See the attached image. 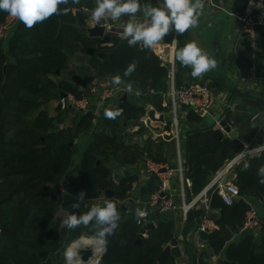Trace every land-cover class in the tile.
Returning <instances> with one entry per match:
<instances>
[{"label":"trees","instance_id":"16d2710c","mask_svg":"<svg viewBox=\"0 0 264 264\" xmlns=\"http://www.w3.org/2000/svg\"><path fill=\"white\" fill-rule=\"evenodd\" d=\"M94 6V0L61 5L71 8L68 15H54L31 29L0 11V264H65L63 253L70 244L81 237L93 238L91 225L69 230L62 222L69 214L79 215L97 205L94 200L112 188L111 168L106 162L122 147L123 165L134 163L144 149L156 162L168 160L164 141L147 144L143 149L132 143L131 138L122 136L128 135L126 128L147 113L148 105L168 113L169 67L155 51L139 45L129 47L126 40L117 36H91L84 31L86 10ZM17 20L15 31L8 36V27ZM181 45L178 40V48ZM75 53L88 56L87 64L79 70L96 79H111L116 74L123 77L128 63L137 60L135 73L123 77L124 83L131 84L134 91L121 103L102 108L98 114L93 107L80 109L72 125L60 127L41 105L44 98L48 101L56 94L54 89L60 97L63 93L78 99L86 96L85 89L68 77ZM53 76L62 78L56 81ZM175 84L185 85L177 70ZM165 102L168 104L164 105ZM61 108L60 104L58 109ZM117 108L123 109V114L115 120L104 116L105 109ZM73 109L69 105L65 107L66 111ZM182 110L185 112L180 119L182 148L187 175L193 181L188 191L191 198L243 149V142L215 128L208 117L186 106ZM227 118L231 120L228 115ZM167 127L170 128L169 123ZM84 133L91 138L75 165V139ZM131 148L134 150L129 154ZM243 162L235 166L241 197L227 204L219 195L213 196L211 204L217 212L212 217L217 228L203 234L208 246L201 254V264H212L213 255H221L222 264H264L263 218H259V226L253 231L234 239L252 208L249 199H264V184L259 183L256 175L258 166L264 164V152L249 158L248 171H241ZM78 175H81L79 180ZM134 180L133 175L123 177L114 188L115 196L108 198L117 204L121 219L114 234L108 237L107 250L101 258L105 264H174V255L159 259L169 242L178 243L173 220L166 214L150 229L149 237L139 241L140 227L135 212L128 214L124 207ZM158 182L156 176L152 177L145 184L143 194L157 190ZM81 190L87 193L85 201L80 209H73L75 195ZM202 214V208L192 210L188 224L196 225ZM192 250V264H195L194 246Z\"/></svg>","mask_w":264,"mask_h":264},{"label":"built area","instance_id":"2783aa9c","mask_svg":"<svg viewBox=\"0 0 264 264\" xmlns=\"http://www.w3.org/2000/svg\"><path fill=\"white\" fill-rule=\"evenodd\" d=\"M205 6L208 4L213 5V0H204ZM238 19L241 22V30L249 34H253L257 26L264 27V0H249L243 15H238ZM94 23V22H93ZM117 21L104 20L100 24L94 26H103L105 34L109 36L120 37L117 30ZM176 39L175 46L172 41ZM179 35L174 31L170 32L163 39V47L159 52H155L162 60L163 64L169 67V74L171 77L170 88L166 93V97L169 103L168 113H163L165 116L166 129L160 127L158 131H152L156 140L165 139L173 141L175 154L173 159L165 162L154 161L148 153L146 144H142L144 151L141 156L134 163L127 164L129 175L136 177L127 192V201L133 202L137 208L142 209L146 215L139 220L136 219L137 225L141 229L145 228L155 217L169 214L171 212L180 213L185 218L194 209H203L201 219L198 221L194 229V247L196 249V263H200L201 254L206 250L208 246V239L203 235L206 232H210L217 228V224L213 219L215 210L212 207V199L214 195H219L222 200L227 204H232L235 200L239 199L240 191L236 183L235 166L242 160H237L238 154L230 159L222 168L215 172L214 176L207 183V185L197 194H194L191 198L188 197V191L192 189L193 181L191 177L187 175V168L185 166V159L183 156L182 148V127L180 119L182 118L181 108L186 106L194 112L198 113L202 117H208L211 115L212 110L217 101V95L207 82H189L182 87H177L175 84V65L176 60L174 58L175 50L178 49ZM248 74L251 79L258 77V68L253 65L249 68ZM126 85L115 86L112 84L111 79H102L92 81L91 93L97 94L98 103L102 104L107 102L106 100H118V98L125 93ZM70 104L75 105L79 109L87 110L93 100L91 96L78 99L72 94H68ZM96 103V102H95ZM164 103V105L168 104ZM99 112V110H96ZM149 116L146 113L143 115L139 122L141 125L148 127ZM226 119L227 125L231 128L234 125L233 120H229L227 115L215 120L214 127L222 130L228 135L231 132L226 131L225 126L222 125V121ZM168 123L170 128L167 127ZM162 130V131H161ZM147 133V130H145ZM169 136V137H168ZM262 143L257 142V137L254 136L252 140L243 142V149L247 150L245 145L249 148L258 147ZM241 150V151H242ZM264 151L255 153L254 155L261 154ZM253 155V156H254ZM125 165V166H127ZM156 176L159 180L158 188L154 192L147 195L141 193V186L147 184L152 177ZM64 189V186H61ZM136 208V209H137ZM259 226V218L256 210L251 208L248 212L246 221L240 232L253 231ZM150 229H146L142 233V237H149ZM178 239L183 240L182 236ZM169 245L176 246L178 243L169 242ZM96 247V246H95ZM101 253H95L86 264H105L101 258Z\"/></svg>","mask_w":264,"mask_h":264},{"label":"crops","instance_id":"0c3cea01","mask_svg":"<svg viewBox=\"0 0 264 264\" xmlns=\"http://www.w3.org/2000/svg\"><path fill=\"white\" fill-rule=\"evenodd\" d=\"M247 3L248 1L246 0H213V5L208 4L205 6L204 13L200 17L199 27L190 29L183 35H179V40L182 43L179 48L183 47L190 41H195L218 61V67L213 71L204 74L200 78H193L191 76V68L182 66L176 61L174 75L176 77L177 70L178 78L185 85L189 82H207L214 90L217 95V101L211 115L208 116V120L211 123H214L216 119L223 117L224 115H228L231 120L235 122L231 127V134H234V137L244 142L252 140V138L256 136L257 142L262 143L264 142V77L262 76L264 72V27L260 26L259 28H255L253 34L241 30V22L238 19V15L244 14ZM146 4L161 7L163 6V0H141L142 6ZM91 11L92 10H86L88 18L85 27L87 28L95 27L91 20ZM127 19V17H123L120 21H117V23H125ZM138 19H144L142 13L138 14ZM18 22L19 21L17 20L9 27L7 30L8 36L13 34ZM116 29L118 30V28ZM86 32L89 34L88 31ZM106 35L107 34H104V36ZM163 45V42H160L154 51L156 53L161 51ZM75 58H79L77 63ZM87 61L88 56L83 53H75L71 57L73 70H71L70 73L74 71V73L78 72L77 74L81 77V83H79V85L83 87V89H85V81L87 82L96 78L89 77L79 70V68L87 64ZM253 65L257 66L259 73L258 77L255 79H251L248 74L249 68ZM169 78L170 83L168 90L171 84V77ZM122 84L126 86L128 85L124 82ZM92 94L93 93L89 94V96ZM127 94L129 95V93ZM106 101L105 104L107 107H110L112 103L114 105L118 103V100ZM151 108L155 107L152 105L147 106V114L148 110ZM95 113L98 114L99 112ZM161 113L162 112L156 110V116H159ZM181 113L184 118L185 112L182 110ZM63 122L64 121L59 122L60 125ZM153 125L166 129V126H163L160 122H153ZM145 130H147L146 134L144 132ZM125 131L128 133V136L131 135L129 132L134 134L131 142L139 146L150 143L157 144L159 141H164L166 146V157L168 160L173 159V154H175L173 141L165 139L156 140L155 135L152 132L153 129L149 125L148 127H145L138 121L133 125L128 126ZM171 150H173V153L170 155L169 152ZM125 165L127 164H124L122 167V177L117 185H114L113 181L110 179L112 188L108 189L114 191L113 196L116 194L114 188L118 187L123 177L132 176L129 175L130 172L127 168L128 165ZM146 185L141 186V193H143V189ZM103 194L105 195V192ZM105 198L108 199L111 197L105 195ZM249 202L252 205V208L256 210L258 218L264 219V199L251 198L249 199ZM124 203V207L128 214L132 211L135 212L137 206L133 202L125 199ZM215 212H217V210H215ZM173 214L176 215V212H171L166 215L173 220L175 237L177 238L178 246L181 250V256H175L174 264H192V247L194 246L193 234L197 224H188V216L186 218L181 216L179 219L174 217L175 215ZM162 216L158 217L161 218ZM158 221L159 219H153L152 222L157 226ZM245 232L236 234L234 239H240L246 234ZM179 236H182V241L181 239H178ZM167 245H169V243ZM95 246L97 247V245H86L82 246L80 249H95ZM220 258L221 255H213L210 259L212 264H218Z\"/></svg>","mask_w":264,"mask_h":264},{"label":"clouds","instance_id":"9594fccd","mask_svg":"<svg viewBox=\"0 0 264 264\" xmlns=\"http://www.w3.org/2000/svg\"><path fill=\"white\" fill-rule=\"evenodd\" d=\"M79 4L80 0H0V11L8 13L9 16L18 19L28 29L38 23H43L54 15H68L70 7L61 5ZM94 8L91 11V20L95 24L101 21H120L127 17L125 23L117 25L120 38L126 40L129 47L142 46L146 50L154 51L157 45L172 31L183 35L190 29L199 27L200 17L204 13V0H163V6L157 7L151 4L141 5V0H94ZM142 13L144 19H138ZM176 44V39L172 41ZM174 58L182 66L191 68V76L200 78L204 74L213 71L218 67V61L195 41L186 43L183 47L175 50ZM138 61L132 60L125 67L123 77H130L138 67ZM123 77L116 74L111 78L115 86L121 85ZM127 93H133L131 84L125 88ZM123 114V109H105L104 116L107 119L115 120ZM242 150L237 160L244 161L241 171H248L251 168L249 158L255 153L264 151V144L258 147ZM256 175L259 183L264 184V164L258 166ZM87 193L81 190L75 195V202L71 205L73 209H80L85 201ZM146 213L137 208L135 217L137 221L143 218ZM121 219L117 204L112 199H105L103 205H92L88 211L82 214H69L63 225L69 230H75L81 226L87 228L90 225L94 229L93 239L97 247L93 253L105 252L108 245V237L114 234L119 227ZM65 264H85L80 252L73 246H68L64 253Z\"/></svg>","mask_w":264,"mask_h":264},{"label":"rangeland","instance_id":"374dc122","mask_svg":"<svg viewBox=\"0 0 264 264\" xmlns=\"http://www.w3.org/2000/svg\"><path fill=\"white\" fill-rule=\"evenodd\" d=\"M75 59H76V63H77L79 61L78 60L79 58H75ZM71 69L73 70V66L72 65H71ZM74 72L69 73L68 77L71 79L72 82H74L75 84L79 85V83H81V77L77 74L78 72H76V73H74ZM61 78L62 77H60V76H53V79L56 80V81L60 80ZM94 80H97V79L95 78V79H93V81ZM98 80H102V79H98ZM84 85H85V87L89 86L91 88L92 87V82L91 81H87V82L85 81ZM53 92L54 93L56 92V94H58V91L56 89H54ZM56 94L51 96L48 101L45 100L43 102V104L41 105V108L47 109L49 111V113L52 115L53 119L55 120L56 124L60 125V123H58V122H59L60 119H63L64 122L60 125V127H63V126L66 127V126L72 125L73 122H74V119L76 118L75 114L80 109L78 107H76L75 105L70 104V100H69V96L68 95L66 97H63V96L60 97L59 95L57 96ZM90 96H91L90 98H91V100H93V102L89 106L95 108V110H101L102 108L107 107L105 102L102 103V104L98 103L97 94H92ZM60 104L62 105L61 110L58 109V106ZM67 105H69L70 108H74V109L72 111H66L65 107ZM111 106H114V104L112 103ZM129 134H131V135L128 136L127 134H124L122 137L123 138H128L129 137V138H131V140H133L134 134H132L131 132H129ZM145 134H146V132H145ZM90 138H91L90 134H85L84 133L80 137L75 139V146H74V161H75V165L80 161L83 148L85 147V145L87 144V142L89 141ZM133 150L134 149L131 148L129 150V154ZM169 153L171 155L173 153V150H171ZM124 155H125V151H124V148L122 147V149H120L119 152H117L116 154H113L109 158V161L106 162V164L111 168V180L113 181L114 185H117L119 180H120V178L122 177L123 164L121 163V161L123 160ZM64 184L65 183H62L61 185L64 186ZM104 198H105V195L103 194L99 199L94 200V203L95 204H101L104 201ZM173 215H175V214H173ZM181 216L182 215L180 213H176V215L174 217L180 219ZM157 219H159V217L155 218V220H157ZM99 253H101V252H99Z\"/></svg>","mask_w":264,"mask_h":264},{"label":"water","instance_id":"95a60500","mask_svg":"<svg viewBox=\"0 0 264 264\" xmlns=\"http://www.w3.org/2000/svg\"><path fill=\"white\" fill-rule=\"evenodd\" d=\"M246 1H249V0H246ZM260 26H257L256 28H259ZM83 29L85 30V31H88L89 32V34L91 35V36H99V37H104V34H105V29H104V27L103 26H95L94 28H87V27H83ZM58 72H59V70H58ZM263 77H264V72H263V75H262ZM75 79V78H74ZM85 93L87 94V95H89V94H91V88L89 87V86H86L85 87ZM68 95V93H63V97H66ZM128 97V94L127 93H123L120 97H119V99H118V103H121L124 99H126ZM43 101H45V98L43 99ZM148 116H149V119H148V125L153 129V130H159L160 129V126H154L153 125V122H160L161 124H163L164 125V123H165V116H164V114L163 113H161V114H159V116H156V109L155 108H151L150 110H148ZM222 125H224L225 126V129H226V131H228V132H231V128L227 125V120L226 119H224L223 121H222ZM232 136L234 135V134H231ZM261 143V142H260ZM72 144V143H71ZM81 178V175H78V178H77V180H79ZM105 195L107 196V197H112L113 195H114V191H112L111 189H107L106 191H105ZM56 198H57V195L56 194H54L53 195V199H55L56 200ZM156 225H155V223L154 222H150L145 228H142L141 229V233H140V240L139 241H141V239L143 238L142 237V233H144L145 231H146V229H152V228H154ZM93 248H86V249H80L79 250V252H80V254H81V258L83 259V261L85 262V263H88V261H89V259L94 255V253H93ZM168 255H174V256H177V257H179V256H181V250H180V247L178 246V245H176V246H171V245H167L164 249H163V251H162V253H161V255H160V257H159V259L161 260V259H163L164 257H166V256H168ZM222 258H220L219 260H218V264H222Z\"/></svg>","mask_w":264,"mask_h":264},{"label":"bare ground","instance_id":"6f19581e","mask_svg":"<svg viewBox=\"0 0 264 264\" xmlns=\"http://www.w3.org/2000/svg\"><path fill=\"white\" fill-rule=\"evenodd\" d=\"M71 246H73L74 248H76L77 250H79L82 246H86V245H96L95 240L90 237H81L80 239L74 241L72 244H70Z\"/></svg>","mask_w":264,"mask_h":264}]
</instances>
